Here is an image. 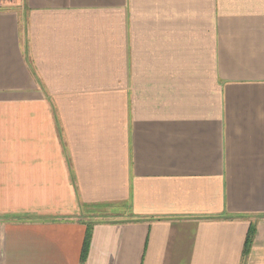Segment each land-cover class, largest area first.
Wrapping results in <instances>:
<instances>
[{
	"label": "crops",
	"instance_id": "obj_1",
	"mask_svg": "<svg viewBox=\"0 0 264 264\" xmlns=\"http://www.w3.org/2000/svg\"><path fill=\"white\" fill-rule=\"evenodd\" d=\"M91 220L82 264H264V0H0V264Z\"/></svg>",
	"mask_w": 264,
	"mask_h": 264
},
{
	"label": "trees",
	"instance_id": "obj_2",
	"mask_svg": "<svg viewBox=\"0 0 264 264\" xmlns=\"http://www.w3.org/2000/svg\"><path fill=\"white\" fill-rule=\"evenodd\" d=\"M96 223L97 222L94 220H91L90 222H86L87 227H86V232H85L84 241H83V245H82V251H81V264L83 263V261L86 257L87 250H88V246H89V242H90V236H91V227H92V225H94ZM253 233H254V230L252 227L249 229L247 236H246V240H245V244H244V250H243L244 256H246L249 252Z\"/></svg>",
	"mask_w": 264,
	"mask_h": 264
}]
</instances>
